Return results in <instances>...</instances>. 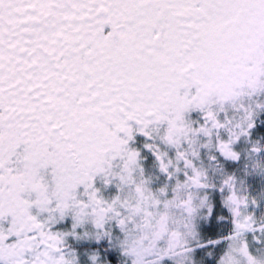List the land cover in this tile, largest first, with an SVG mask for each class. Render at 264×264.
<instances>
[{"label":"snow or ice","instance_id":"obj_1","mask_svg":"<svg viewBox=\"0 0 264 264\" xmlns=\"http://www.w3.org/2000/svg\"><path fill=\"white\" fill-rule=\"evenodd\" d=\"M0 264H264V0H0Z\"/></svg>","mask_w":264,"mask_h":264}]
</instances>
